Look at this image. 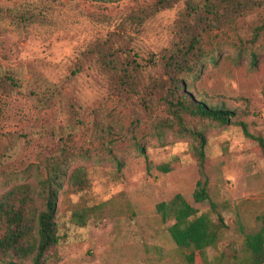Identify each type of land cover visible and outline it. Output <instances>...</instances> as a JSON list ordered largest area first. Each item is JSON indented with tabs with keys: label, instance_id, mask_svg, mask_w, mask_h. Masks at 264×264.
Masks as SVG:
<instances>
[{
	"label": "rangeland",
	"instance_id": "obj_1",
	"mask_svg": "<svg viewBox=\"0 0 264 264\" xmlns=\"http://www.w3.org/2000/svg\"><path fill=\"white\" fill-rule=\"evenodd\" d=\"M154 1L0 0V65L15 70L23 83L20 92L0 91V192L46 176L43 157L64 144L70 168L85 165L92 181L83 197L73 196L87 207L85 225L59 206L61 239L52 264H188L189 250L166 231L174 219L164 222L157 204L180 193L198 214L212 213L209 199L193 197L201 177L192 150L197 142L164 102L110 96L90 70L71 76L90 41L119 31L131 8ZM23 4L42 15L29 27L6 16L7 8ZM176 10L161 12L143 33H134L137 49H161ZM204 49L196 70L181 77L193 98L234 114L229 124L217 126L180 113L184 124L205 134L209 193L227 225L208 257L236 255L242 261L249 254L245 236L261 228L264 214V152L242 125L264 137V7L206 34ZM55 88L53 101L39 102L38 94ZM162 163L171 170H160Z\"/></svg>",
	"mask_w": 264,
	"mask_h": 264
},
{
	"label": "trees",
	"instance_id": "obj_2",
	"mask_svg": "<svg viewBox=\"0 0 264 264\" xmlns=\"http://www.w3.org/2000/svg\"><path fill=\"white\" fill-rule=\"evenodd\" d=\"M256 7H264V0H155L148 6L131 8L118 23L119 31L110 30L90 41L71 67L72 77L89 70L96 73L110 96L117 95L126 101L128 95L140 97L145 105L157 96L169 107L185 133L197 142L192 143V150L200 159L201 177L193 197L196 202L209 199L212 213L198 214L199 209L180 193L157 204L164 222L174 219L166 226V231L179 247L189 250L185 254L188 264H264V214L260 217L261 228L245 236L249 254L242 261L236 255L209 259L208 247L221 241L227 225L209 193L204 172L205 134L201 129L184 124L180 113L200 116L217 126L231 122L234 111L193 98L194 91L189 84L185 85L181 76L194 72L205 55L206 34L233 24ZM173 8L177 9L176 17L167 43L158 51L137 49V37L133 34L143 33L161 12ZM6 12L8 18L23 27L42 18L25 4L7 8ZM22 87L17 72L0 65V91L16 93ZM56 92V88L49 89L37 98L40 103H50L57 96ZM169 125L172 127L173 123ZM242 125L264 152V137L252 135L245 124ZM70 152L66 144L57 146L43 157L46 176L12 183L0 192V264H52L61 239L57 221L60 204L71 211L74 222L86 224L87 207L81 199L74 201L73 196L83 197L92 181L85 165L70 168L67 163ZM4 165L5 159L0 158V173ZM158 168L170 171L172 167L162 163Z\"/></svg>",
	"mask_w": 264,
	"mask_h": 264
}]
</instances>
